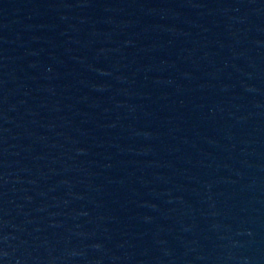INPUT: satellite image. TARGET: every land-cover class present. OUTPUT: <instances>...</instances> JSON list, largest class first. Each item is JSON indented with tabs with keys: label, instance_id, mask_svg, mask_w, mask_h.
<instances>
[{
	"label": "water",
	"instance_id": "obj_1",
	"mask_svg": "<svg viewBox=\"0 0 264 264\" xmlns=\"http://www.w3.org/2000/svg\"><path fill=\"white\" fill-rule=\"evenodd\" d=\"M0 264H264V0H0Z\"/></svg>",
	"mask_w": 264,
	"mask_h": 264
}]
</instances>
